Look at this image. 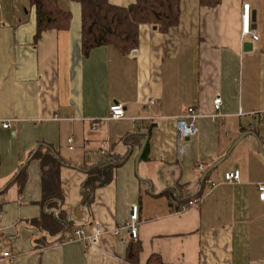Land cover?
<instances>
[{
  "label": "crops",
  "instance_id": "crops-1",
  "mask_svg": "<svg viewBox=\"0 0 264 264\" xmlns=\"http://www.w3.org/2000/svg\"><path fill=\"white\" fill-rule=\"evenodd\" d=\"M0 1V225L12 254L0 264H125L134 204L140 264L152 252L171 264H264V0H182L167 32L141 24L129 54L103 45L87 55L79 2L58 0L69 27L38 35L30 0ZM244 2L256 40L242 34ZM218 95L227 116L214 122ZM114 102L125 117L105 119ZM190 106L199 131L180 138ZM38 151L61 164L57 206L43 202ZM232 169L238 182L225 180ZM43 212L64 228L44 229ZM96 222L98 245L64 240Z\"/></svg>",
  "mask_w": 264,
  "mask_h": 264
},
{
  "label": "trees",
  "instance_id": "trees-1",
  "mask_svg": "<svg viewBox=\"0 0 264 264\" xmlns=\"http://www.w3.org/2000/svg\"><path fill=\"white\" fill-rule=\"evenodd\" d=\"M75 1L81 5V39L85 55L89 54L93 48L103 45H112L122 54H129L139 45L141 24H149L161 32H167L178 25L182 3V0H136L124 7L115 5L110 0ZM199 2L203 6L215 7L221 3V0H199ZM30 4L36 11L38 35L47 29L62 30L69 27L71 13L62 8L58 0H30ZM35 155L40 159L43 167V202L47 203L48 207L57 206L58 200L62 198L59 190L61 164L54 154L38 151ZM119 163L121 161L112 162V165ZM94 179L93 177L88 180L91 185L96 183ZM54 200L57 202L55 203ZM40 222L43 223L44 229L50 231L64 228L59 219L53 218L47 212H43ZM74 230L75 228L70 229L64 240H69ZM141 251V240L132 237L127 246L125 264H140ZM145 264L171 263L165 261L159 253L152 252Z\"/></svg>",
  "mask_w": 264,
  "mask_h": 264
},
{
  "label": "built area",
  "instance_id": "built-area-1",
  "mask_svg": "<svg viewBox=\"0 0 264 264\" xmlns=\"http://www.w3.org/2000/svg\"><path fill=\"white\" fill-rule=\"evenodd\" d=\"M2 7L0 1V8ZM243 13H242V34L244 36H249L253 39H258L259 35L256 33L251 27V16H250V3L244 2L243 4ZM213 111L210 113V117L214 122H221L227 116V113L224 110L223 99L221 95L215 96L213 99ZM125 110L126 107L122 102H114L109 107V114L105 119H120L125 117ZM201 113L193 106H190L184 113H182L177 118V128L179 132L180 138L192 137L195 136L198 131L199 127L197 121ZM57 117V116H56ZM10 120H4L2 125L4 128L10 127ZM72 138H69V143L72 142ZM181 142L179 140V146ZM71 149L74 148L72 144L69 146ZM200 168L202 166L200 165ZM225 180L228 182H238L240 180V170L239 169H232L225 172ZM210 186L213 188L216 186V182L209 179L208 180ZM258 195L260 201L264 205V180L259 182L257 185ZM202 198H195L189 201L190 205H198L202 202ZM186 205L184 206V208ZM138 218H139V206L134 204L131 208V215L129 220L127 221V226L129 227L130 234L132 237H137L138 235ZM1 225H0V262L3 259L12 258V254L9 248L4 243L1 237ZM102 237V230L100 224L96 222L92 228L90 233L86 232L84 228H77L74 230L73 235L69 238L68 241H74L77 239H88L91 244L98 245L99 240Z\"/></svg>",
  "mask_w": 264,
  "mask_h": 264
},
{
  "label": "water",
  "instance_id": "water-1",
  "mask_svg": "<svg viewBox=\"0 0 264 264\" xmlns=\"http://www.w3.org/2000/svg\"><path fill=\"white\" fill-rule=\"evenodd\" d=\"M248 44L252 47L251 42H245L244 46H245V49H246V50H247L246 46H247ZM250 49H251V48H250ZM187 138H188V137H187Z\"/></svg>",
  "mask_w": 264,
  "mask_h": 264
}]
</instances>
